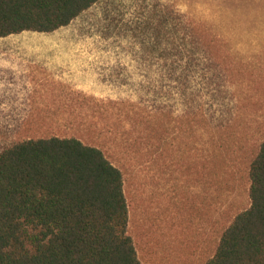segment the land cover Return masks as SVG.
<instances>
[{
  "label": "rangeland",
  "instance_id": "374dc122",
  "mask_svg": "<svg viewBox=\"0 0 264 264\" xmlns=\"http://www.w3.org/2000/svg\"><path fill=\"white\" fill-rule=\"evenodd\" d=\"M45 34L73 88L0 112V151L51 135L97 146L122 173L141 264H205L249 206L248 159L264 137V0H99ZM192 48L209 59L191 61L187 94L169 73Z\"/></svg>",
  "mask_w": 264,
  "mask_h": 264
},
{
  "label": "trees",
  "instance_id": "16d2710c",
  "mask_svg": "<svg viewBox=\"0 0 264 264\" xmlns=\"http://www.w3.org/2000/svg\"><path fill=\"white\" fill-rule=\"evenodd\" d=\"M97 1L0 0V37L54 32ZM208 52L192 48L187 57L177 51L169 77L181 91L188 89L191 61L198 53L201 62L208 60ZM197 105L187 102L188 109ZM196 109L206 116L200 105ZM210 119L212 127L222 124L221 117ZM247 178L249 206L224 228L205 264H264V137L248 159ZM0 264H141L128 234L120 169L97 146L72 136L30 137L4 147Z\"/></svg>",
  "mask_w": 264,
  "mask_h": 264
},
{
  "label": "crops",
  "instance_id": "0c3cea01",
  "mask_svg": "<svg viewBox=\"0 0 264 264\" xmlns=\"http://www.w3.org/2000/svg\"><path fill=\"white\" fill-rule=\"evenodd\" d=\"M36 33L0 37V112L29 111L25 107L34 104V97L49 96L53 88H73L72 67L59 76V44L49 39L50 34Z\"/></svg>",
  "mask_w": 264,
  "mask_h": 264
}]
</instances>
